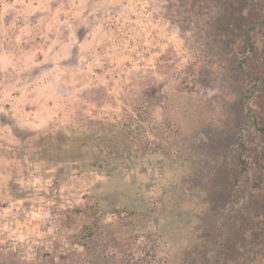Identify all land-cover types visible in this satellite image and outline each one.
<instances>
[{
	"label": "rangeland",
	"instance_id": "374dc122",
	"mask_svg": "<svg viewBox=\"0 0 264 264\" xmlns=\"http://www.w3.org/2000/svg\"><path fill=\"white\" fill-rule=\"evenodd\" d=\"M246 1L0 0V264L250 260L241 246L264 230V221L255 216L258 202L246 178L238 187L233 179L242 149L253 158L264 150L256 127L264 117V72L250 100L262 110L249 117L253 78L238 68V44L251 25ZM249 56L255 65L247 71L261 72L263 55ZM132 123L149 148L160 147L168 159L175 155L191 166L177 185L188 193L200 187L206 195L201 206L186 203L193 240L176 241L171 255L157 260H143L145 237L102 208L95 212L104 216L94 254L91 246L71 248L63 237L65 215L93 212L85 206L101 180L27 151L50 130L76 136ZM143 162L140 169L129 162L128 174L162 190L167 172L160 167L151 178L156 168L146 157ZM154 193L156 201L163 199L162 191ZM113 243L116 258H102ZM255 262L264 264V258Z\"/></svg>",
	"mask_w": 264,
	"mask_h": 264
},
{
	"label": "trees",
	"instance_id": "16d2710c",
	"mask_svg": "<svg viewBox=\"0 0 264 264\" xmlns=\"http://www.w3.org/2000/svg\"><path fill=\"white\" fill-rule=\"evenodd\" d=\"M242 7L251 25L244 31L242 41L238 44L242 55L238 68L241 73L249 77V80L253 78L251 86L248 87L250 95L246 97V101L250 104L247 115L251 117L256 115L255 111L259 110L257 112L259 114L262 110L260 106L253 105L250 100L251 95L256 91V82L263 80L264 68L261 72L260 69L254 70L252 74L246 68L255 65L249 56L251 54L259 57L263 55L261 58L264 63V0H247ZM260 118L262 120L257 121L256 127L264 137V117ZM136 128L137 126L132 123L130 128L111 127L104 132L78 133L76 136L67 134L63 128H58L41 135L32 146L27 148L29 157L41 156V161L48 164L56 162L62 170L75 171L74 173L89 178L96 174L98 180H101L94 189L93 195L89 197L93 206L90 203L85 206V211L93 212L76 213V209H72V214L65 215L66 219L63 220L65 236L63 237L71 248L77 245L91 246L89 254H94L102 232L101 222L104 216V213L95 212L96 209L101 210V208L122 216L121 220L129 221V224L145 237L147 250L143 260H157L159 254L170 256V250L176 241L189 243L193 240V234L189 228L194 218L193 213L188 211L186 203L188 199H191L201 206L205 202V190L196 187L188 193L182 185H177L179 178L190 176L191 166L175 155L168 159L169 155L160 147L149 148L151 142L139 131L134 132ZM242 147L246 148L243 145ZM244 151V149L240 151V169L233 180L238 187L241 185V180L246 178L250 189L249 195L252 200L258 202L254 211L260 223L264 221V212L257 213L264 207V150L254 158L250 151L248 155H245ZM144 157L147 158L148 165L156 168V170L152 168L155 176L152 174L151 178L159 175L157 170L160 167L167 172L165 173L167 184L164 183L162 190L158 188L154 191L149 181L138 179L137 176L133 178L128 174L131 168L129 162L140 169L144 163ZM161 191L162 195L159 197L163 196V199L156 201L158 196L154 192L161 193ZM22 197V194L18 196V198ZM223 204L226 203L223 202ZM79 211L80 209L77 208V212ZM164 217L163 224H166V229L163 231L161 223ZM246 234L247 232H244L245 236ZM116 238L117 236H114L115 242H117ZM57 246L61 247V244L57 242ZM116 247L113 243L105 250L102 258L115 259ZM241 252L244 254L251 252L248 257L250 260L245 261L244 264H256V256L263 259L264 230L261 233H254V239H251L249 244L243 243Z\"/></svg>",
	"mask_w": 264,
	"mask_h": 264
}]
</instances>
